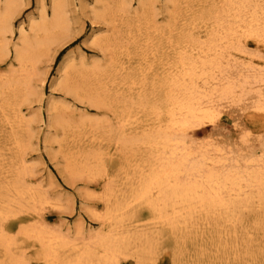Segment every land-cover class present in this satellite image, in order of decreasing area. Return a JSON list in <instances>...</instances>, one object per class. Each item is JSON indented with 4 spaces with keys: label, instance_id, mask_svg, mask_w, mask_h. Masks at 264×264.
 <instances>
[{
    "label": "bare ground",
    "instance_id": "obj_1",
    "mask_svg": "<svg viewBox=\"0 0 264 264\" xmlns=\"http://www.w3.org/2000/svg\"><path fill=\"white\" fill-rule=\"evenodd\" d=\"M160 1L95 0L91 21L104 25L105 30L93 43L103 60L75 61L70 55L59 63V86L66 95L80 104L112 112L116 122L108 133L115 146L109 156L120 154L125 167H129V159H138L132 173L125 176L123 190H115L118 177L107 182L103 197L106 212L101 220L106 232L89 236L79 248L59 233L31 228L33 232L27 234L38 245V256L44 264H119L124 258L146 264L154 238L144 232L133 234L123 225L135 218L131 219L128 211L139 207L150 211L154 227L167 229L175 241L180 239L182 243L191 242L203 229L202 233L217 237L215 247L232 235V245L249 253L255 235L264 239V157H249L239 164L218 145H197L190 134L205 123L214 124L222 105H238L248 95L255 97L252 111L263 113L264 118V63L254 62L255 58L263 59L247 50L253 42L264 51V0H164L162 9L170 10L164 25L157 21ZM34 2L37 19L27 28L21 23L15 31V20L30 0H0V64L12 59L10 66L14 68L0 76V110H7L4 116L27 134L33 123L63 133L75 125L74 131H78L76 127L87 126L84 121L74 116L65 119L60 112L55 113L54 106L47 108V124L40 113L27 118L21 109L34 102L45 83L41 64H51L59 50L78 37L70 16L73 0ZM132 2L137 4L134 12ZM131 16L138 24L135 29L128 21ZM118 20L126 21L125 29L118 27ZM138 47L142 56L137 53ZM131 48L139 56V63L131 58L119 60L121 53ZM116 78L120 80L118 87L125 89L111 101L108 86ZM81 158L82 162L73 163L69 172L98 177L101 171L90 166L93 156L85 152ZM25 163L18 157L19 170L16 168L12 180L0 186L2 222L11 218L13 204H26L23 201L27 198L33 203L44 202L32 182L25 180ZM118 192H122L120 199ZM1 230L0 246L10 255L11 240ZM25 230L22 234L27 237ZM257 245L259 253L264 252V247ZM64 249L71 252L62 258ZM9 258V264L21 263L18 257Z\"/></svg>",
    "mask_w": 264,
    "mask_h": 264
},
{
    "label": "rangeland",
    "instance_id": "obj_2",
    "mask_svg": "<svg viewBox=\"0 0 264 264\" xmlns=\"http://www.w3.org/2000/svg\"><path fill=\"white\" fill-rule=\"evenodd\" d=\"M49 1L47 0L48 3ZM159 3L156 6L159 15L157 21L160 25H164L169 20L168 12L170 10L164 12L165 10L162 9L165 5L164 0ZM95 6V0H73L70 16L73 23L72 28L74 27L73 29L78 33L77 40L59 50L51 64H41L40 72L42 71L45 74V83L41 89H38V96L32 99L34 102L21 107L27 118L40 113L42 119L44 118L43 121L47 124V108L54 106L56 108L55 113L60 112L65 119L68 116H74L78 121L83 120L87 126L84 125L81 127L82 129L76 127L81 130L74 131L76 130L75 125H72L70 131L63 133L57 128H48L45 124L33 123L31 131L27 134L21 132L9 118L4 116L8 113L7 110H0L2 111L0 112V186L12 180V176L17 172L18 157H23L26 160L25 170L28 171V173H25V180L32 182L33 190L41 193L44 200L43 203H33L27 198V201H23L26 204L21 203L23 204L21 206L19 203L13 204L10 210L11 218L4 222L0 221L1 232L12 243L10 255H7L0 246V264H9V256L14 259L18 257L17 260L19 263L21 261L20 264H44L38 256V245L34 244V240L27 234L33 232L32 227L33 229L41 227L43 231H48L46 233H53L54 235L59 233L62 237L68 238L72 245L79 248L83 246L82 241L89 236L106 232L105 228L102 227L101 220L106 212L103 197L107 194L105 190L107 182L113 180L114 176L118 177L119 182L115 190L118 188L123 190L122 185L127 184L125 176L132 173L131 167L137 163V157L129 159V167H125L120 154L109 156V154L114 153L115 146L108 133L116 122L112 112L90 107L86 103L80 104L71 95H66L59 86L61 79L59 63L65 57L72 55L76 59L75 61L84 59L90 63L103 60V57H101L103 55L94 47L93 43V39L102 36L105 30L104 25L91 21V11ZM136 8L137 4L132 2L131 11L136 10ZM37 17L38 8L34 0H30L29 5L21 11V14L15 20V31L21 23L27 28L28 23L31 20H36ZM183 18L186 19L184 15ZM119 20L117 21L118 27L122 26V30L125 29L126 21L121 22ZM128 21L131 23L132 29H135L138 25L133 16ZM16 38L17 35L15 34L13 41H16ZM133 49L124 50L121 53L122 55L119 56V60L125 61L131 58V61L139 63V56L143 55L142 48L139 49L138 47L139 50L137 49L139 56L135 54ZM247 50L250 54L253 52V55L255 52V55L258 54L263 59L257 60L255 58L253 59L254 62L262 61L264 63V51L258 49L253 42L249 43ZM251 50L253 51L251 52ZM127 54L129 56H126ZM11 60H6V62L0 64V76L14 69L10 66ZM119 81V78H116L113 79L112 84L109 83L108 94L110 96L108 98L111 101L121 93L123 88L125 89V87H118ZM251 96L253 95L246 96L240 104H234L235 106L231 104L222 105L218 120L215 121L216 124L205 123L193 131L191 130L190 134L194 135V142L196 141L199 146L204 144L201 145L203 147H206L207 144L215 147L218 145L217 147L222 148L232 161H239V164H243V159L249 157L256 159L264 157V118L261 117L263 113L252 111L254 108L252 109L250 106H254L255 97L253 99ZM245 104L246 106H244ZM240 107L241 109H238ZM242 108H244L245 113ZM3 117L6 119L4 120ZM243 137L244 139L241 140ZM203 140L205 141L203 142ZM221 142L222 144H219ZM85 152H89L93 156L90 165L93 170L101 171L98 177H92L88 173L74 175L69 172L73 163L78 165L82 162L81 157ZM121 182L122 184H120ZM122 192H118L119 199ZM128 212L131 219L132 217L135 218L131 222L124 221V229L132 231V233L136 231L139 233L144 232L149 237L152 236V239L154 238L151 243L152 248H150L151 254L148 256L146 264H264V252L260 251L261 253H259L256 249V243H258L257 246L264 247L262 245L264 239L260 235L254 236V243L252 241L250 244H253V247L250 246L252 251H248L249 253L246 252L247 249L245 251V248L236 249L232 245V235L224 240L219 239V242L223 245L215 247L218 242L217 237L213 233H202L204 232L203 229L198 231L197 235H193L191 242L182 243L180 239L175 241L167 229L154 227L150 211L146 207H139ZM129 213H127V216H129ZM24 230H28L25 232L27 237L23 235L24 233L22 234ZM155 244L156 246L153 247ZM254 248L256 251L253 250ZM70 252V249H64L60 252V255L65 258ZM252 254L256 256L254 257ZM248 256L250 257L248 258ZM119 264H138V262L133 258H124L120 259Z\"/></svg>",
    "mask_w": 264,
    "mask_h": 264
}]
</instances>
